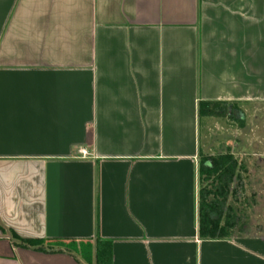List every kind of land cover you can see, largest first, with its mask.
<instances>
[{"label": "crops", "instance_id": "0c3cea01", "mask_svg": "<svg viewBox=\"0 0 264 264\" xmlns=\"http://www.w3.org/2000/svg\"><path fill=\"white\" fill-rule=\"evenodd\" d=\"M263 110L264 0H0V264H95L98 228L113 264H264V225L235 220ZM217 119L239 129L214 147ZM220 153L243 190L204 239L200 155Z\"/></svg>", "mask_w": 264, "mask_h": 264}, {"label": "trees", "instance_id": "16d2710c", "mask_svg": "<svg viewBox=\"0 0 264 264\" xmlns=\"http://www.w3.org/2000/svg\"><path fill=\"white\" fill-rule=\"evenodd\" d=\"M199 113L200 116L223 117L228 115V104L226 102H200ZM240 169L238 160L230 153L200 155L198 212L201 238L216 239L229 236L230 225L235 214L232 213L234 211L230 206L225 207V205L230 195L236 196L238 191L243 190ZM234 184L236 186H233ZM14 237L15 245L18 247L44 253L62 252L61 249L45 246L43 239ZM89 244L85 245V250L90 249ZM113 262V241L103 239L98 228L95 240V264H113Z\"/></svg>", "mask_w": 264, "mask_h": 264}, {"label": "rangeland", "instance_id": "374dc122", "mask_svg": "<svg viewBox=\"0 0 264 264\" xmlns=\"http://www.w3.org/2000/svg\"><path fill=\"white\" fill-rule=\"evenodd\" d=\"M261 113L264 114V110ZM206 119L207 118L202 119V127H203L202 129H204V126L206 125V122H207ZM217 120L218 121L216 122L217 124H216L215 132H214L215 134L211 135L213 137V138L211 137V140L214 143V147L219 146L220 142L226 138L223 135V133H224L223 127H225L226 124L231 129L229 131V133L234 134L236 132L235 128L239 129L238 128L239 124L235 120H231L230 122L227 119H222V120L217 119ZM263 123H264V118L260 119V121L256 122V124H258L259 127H261V129L259 130L260 132L263 131V129H262ZM253 133H252V135H253ZM243 135L244 134L240 135L239 138H242ZM253 138H254V136H253ZM202 139H203V137H202ZM242 139L244 140V138H242ZM262 140H264L263 136H262ZM239 141H242V140L239 139ZM262 177H263V179H262L261 183L255 182L256 177H253V176L251 177V179H248L247 186H245V189H244L245 190L244 192H246L245 193L246 195L241 200V203L239 205H237V206L235 205L236 206L235 208H237L236 209L237 214H239L238 217L235 218V220L237 219L238 222H241L242 224L244 223L249 228L256 226L257 224L264 225V168H263V176ZM233 186H236V184H234ZM71 249H72V247H71Z\"/></svg>", "mask_w": 264, "mask_h": 264}]
</instances>
